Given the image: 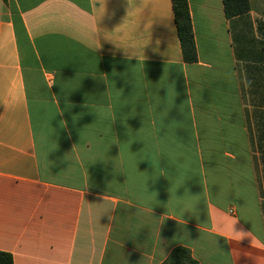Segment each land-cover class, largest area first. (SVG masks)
Masks as SVG:
<instances>
[{
	"label": "crops",
	"instance_id": "obj_1",
	"mask_svg": "<svg viewBox=\"0 0 264 264\" xmlns=\"http://www.w3.org/2000/svg\"><path fill=\"white\" fill-rule=\"evenodd\" d=\"M187 5L192 63L171 0H0L13 264H264V0Z\"/></svg>",
	"mask_w": 264,
	"mask_h": 264
},
{
	"label": "trees",
	"instance_id": "obj_2",
	"mask_svg": "<svg viewBox=\"0 0 264 264\" xmlns=\"http://www.w3.org/2000/svg\"><path fill=\"white\" fill-rule=\"evenodd\" d=\"M7 4V0H2ZM226 18L239 16L248 12L249 0H222ZM173 18L176 27L183 59L187 63L195 62L196 51L191 27V20L187 0H171ZM0 264H13L10 254L0 251ZM162 264H197L190 256L189 251L177 248L171 252Z\"/></svg>",
	"mask_w": 264,
	"mask_h": 264
},
{
	"label": "clouds",
	"instance_id": "obj_3",
	"mask_svg": "<svg viewBox=\"0 0 264 264\" xmlns=\"http://www.w3.org/2000/svg\"><path fill=\"white\" fill-rule=\"evenodd\" d=\"M242 231V230H241Z\"/></svg>",
	"mask_w": 264,
	"mask_h": 264
}]
</instances>
